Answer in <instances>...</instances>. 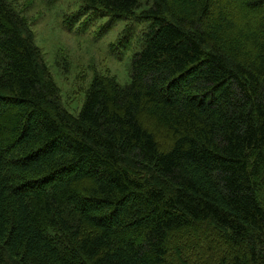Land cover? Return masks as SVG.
<instances>
[{
    "label": "trees",
    "instance_id": "1",
    "mask_svg": "<svg viewBox=\"0 0 264 264\" xmlns=\"http://www.w3.org/2000/svg\"><path fill=\"white\" fill-rule=\"evenodd\" d=\"M82 1L148 25L74 117L0 0V264H264V0Z\"/></svg>",
    "mask_w": 264,
    "mask_h": 264
},
{
    "label": "rangeland",
    "instance_id": "2",
    "mask_svg": "<svg viewBox=\"0 0 264 264\" xmlns=\"http://www.w3.org/2000/svg\"><path fill=\"white\" fill-rule=\"evenodd\" d=\"M6 1L28 21L40 60L55 80L67 114L79 115L96 76L129 83L131 61L142 49L146 22L115 19L100 9L90 11L82 0ZM166 141L161 140L164 149ZM189 233H178L174 239L188 241L187 248L195 247ZM192 256L185 258L190 264Z\"/></svg>",
    "mask_w": 264,
    "mask_h": 264
}]
</instances>
